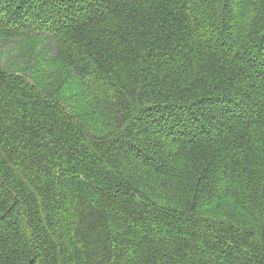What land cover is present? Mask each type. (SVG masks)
<instances>
[{
  "label": "trees",
  "instance_id": "1",
  "mask_svg": "<svg viewBox=\"0 0 264 264\" xmlns=\"http://www.w3.org/2000/svg\"><path fill=\"white\" fill-rule=\"evenodd\" d=\"M0 264H264V0H0Z\"/></svg>",
  "mask_w": 264,
  "mask_h": 264
},
{
  "label": "rangeland",
  "instance_id": "2",
  "mask_svg": "<svg viewBox=\"0 0 264 264\" xmlns=\"http://www.w3.org/2000/svg\"><path fill=\"white\" fill-rule=\"evenodd\" d=\"M41 45H44V47H45V45H46V44H43V43H41ZM47 45H48V44H47ZM3 59H4V60H6V57H5V58H3Z\"/></svg>",
  "mask_w": 264,
  "mask_h": 264
}]
</instances>
